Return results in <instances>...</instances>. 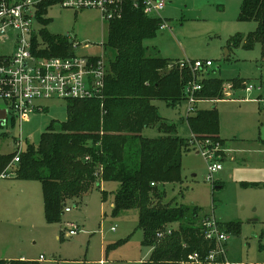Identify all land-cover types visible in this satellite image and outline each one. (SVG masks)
Segmentation results:
<instances>
[{
    "label": "rangeland",
    "instance_id": "obj_1",
    "mask_svg": "<svg viewBox=\"0 0 264 264\" xmlns=\"http://www.w3.org/2000/svg\"><path fill=\"white\" fill-rule=\"evenodd\" d=\"M163 1L166 6L161 17L167 28L144 41L147 55L158 54L176 64L210 60L213 65L202 80L225 82L224 99H202L196 106L197 110L215 109L222 141H189L192 146L181 156V179L165 184L163 201L195 208L199 219L213 215L220 224L239 223L238 234L222 230L227 239L222 243L225 253L221 260L229 264H264V59L258 44L244 49L242 44L231 43L235 36L254 32L256 23L238 20L241 0ZM46 10L42 17L49 20L45 28L50 34L79 43L78 55L100 54L108 24L102 22L97 10L65 8L59 3ZM41 43L47 46L43 40ZM86 43L88 47L83 48ZM7 51L0 47V54ZM235 78L244 80L245 88H256L250 93L244 87L233 90L228 82ZM66 102L36 101L46 109L0 126V154L16 151L18 140L22 152L28 144L37 145L52 121L66 120ZM152 103L158 115L174 125L176 135L192 140L187 118L195 112L187 113L184 99L176 106L162 100ZM0 108H4L2 101ZM142 134L147 138L162 135L157 127L146 128ZM211 144L217 148L213 162L221 168L207 180L211 161L198 151ZM14 170L15 165L8 171ZM249 183L259 185H244ZM117 188V183H102L76 203L68 202L69 211H63L60 222L47 223L40 182L18 180L12 175L0 178V260L24 257V261L38 264H140L150 252L142 246L143 233L137 228L135 210L112 215ZM71 225L78 232L68 236Z\"/></svg>",
    "mask_w": 264,
    "mask_h": 264
},
{
    "label": "trees",
    "instance_id": "obj_2",
    "mask_svg": "<svg viewBox=\"0 0 264 264\" xmlns=\"http://www.w3.org/2000/svg\"><path fill=\"white\" fill-rule=\"evenodd\" d=\"M57 3L53 0L43 4L39 15ZM39 19L43 26L40 38L47 44L45 56H74L67 37L50 34L45 28L49 20ZM238 20L255 22L256 29L246 36L233 37L231 43L242 44L244 49L258 44L264 59V0H241ZM107 24V36L101 43L106 64L102 98L67 100L66 120L52 121L37 145L28 144L20 151L16 164L12 160L18 149L0 154V175L40 182L47 223L60 222L68 202L76 203L102 183H117L111 212L113 216L137 212L142 246L150 249L149 257L141 264H181L195 252L203 258L215 248V242L204 239L196 209L163 201L165 184L181 179V156L192 146L191 140L176 135L174 125L161 118L152 103L162 100L170 106L179 104L192 74L158 54L147 55L143 43L159 31L160 19L134 10L130 1L122 16ZM228 83L233 90L244 87V80L239 78ZM224 84L215 78L201 80L198 98L224 99ZM187 124L192 139L222 141L215 109L196 110L187 118ZM149 127H157L162 135L144 137L142 131ZM14 165L15 170L8 171ZM219 229L238 234L240 225L219 223ZM0 264L38 263L0 260Z\"/></svg>",
    "mask_w": 264,
    "mask_h": 264
},
{
    "label": "built area",
    "instance_id": "obj_3",
    "mask_svg": "<svg viewBox=\"0 0 264 264\" xmlns=\"http://www.w3.org/2000/svg\"><path fill=\"white\" fill-rule=\"evenodd\" d=\"M49 1L53 0H0V47L8 50L0 54V101L4 103L7 122H17L24 114L43 111L41 105L34 103L36 101L102 98L106 64L101 44V52L98 55H78L76 49L80 47L79 43L71 42L74 56H45L46 46L41 43L40 29L36 25H42L39 18L43 17L39 15V10ZM56 1L65 8L97 10L102 22L106 23L120 18L125 4L130 1L134 10L147 17L160 19L159 30L167 28L161 17V12L166 6L163 0ZM86 46L84 44L83 48ZM177 65L180 69H188L192 74L184 87L183 96L188 106L187 113H194L197 104L201 102L198 98L202 88L201 80L205 71L213 64L210 60H184ZM253 88L256 87L247 86L245 91L250 93ZM191 141L194 142L193 139ZM16 146L20 150V140L16 142ZM216 149L211 144L207 149L198 151L211 161L208 165L207 180L221 168L218 163L213 162L216 161ZM15 161H18L17 157ZM8 176L2 174L0 178ZM65 211L69 209L66 207ZM201 227L204 239L214 241L215 248L203 258L197 252L191 253L181 264H229L221 260L225 253L222 243L226 241L227 235L219 229L218 220L213 215L206 216L201 219ZM77 232V227L69 226L68 236Z\"/></svg>",
    "mask_w": 264,
    "mask_h": 264
},
{
    "label": "water",
    "instance_id": "obj_4",
    "mask_svg": "<svg viewBox=\"0 0 264 264\" xmlns=\"http://www.w3.org/2000/svg\"><path fill=\"white\" fill-rule=\"evenodd\" d=\"M7 120V112L5 109L0 108V126H4Z\"/></svg>",
    "mask_w": 264,
    "mask_h": 264
},
{
    "label": "crops",
    "instance_id": "obj_5",
    "mask_svg": "<svg viewBox=\"0 0 264 264\" xmlns=\"http://www.w3.org/2000/svg\"><path fill=\"white\" fill-rule=\"evenodd\" d=\"M85 45H87V43H86ZM87 47H88V45H87ZM91 55H92V54H91ZM45 109H46V108H45ZM45 109H44V110H45ZM8 123H9V122H7V120H6L5 125L2 126V127H5ZM142 135H143V134H142ZM261 141H263V140H261ZM263 142H264V141H263ZM111 207H112V204H111ZM113 231H114V230H113ZM149 252H150V249H149ZM148 254H149V253H148ZM23 258H24V257H20V260H23ZM142 260H143V259L140 260L141 263L144 262V261H146L147 259H145V260H143V261H142ZM140 261H138V262H140ZM141 263H140V264H141Z\"/></svg>",
    "mask_w": 264,
    "mask_h": 264
},
{
    "label": "bare ground",
    "instance_id": "obj_6",
    "mask_svg": "<svg viewBox=\"0 0 264 264\" xmlns=\"http://www.w3.org/2000/svg\"><path fill=\"white\" fill-rule=\"evenodd\" d=\"M41 39V38H40ZM35 41V40H34ZM19 154H20V150H18L17 151V153H16V155H15V157L13 158V160H12V163L13 164H16L18 161H19ZM18 158V161H15V158ZM68 209H69V207H67ZM65 211V210H64Z\"/></svg>",
    "mask_w": 264,
    "mask_h": 264
}]
</instances>
